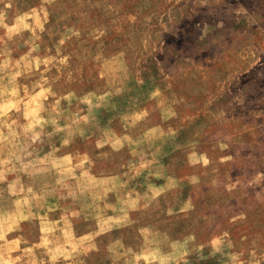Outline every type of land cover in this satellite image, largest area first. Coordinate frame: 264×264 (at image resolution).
Here are the masks:
<instances>
[{
    "label": "rangeland",
    "instance_id": "obj_1",
    "mask_svg": "<svg viewBox=\"0 0 264 264\" xmlns=\"http://www.w3.org/2000/svg\"><path fill=\"white\" fill-rule=\"evenodd\" d=\"M0 264H264V0H0Z\"/></svg>",
    "mask_w": 264,
    "mask_h": 264
}]
</instances>
